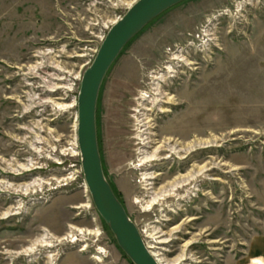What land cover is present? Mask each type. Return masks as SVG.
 <instances>
[{
    "label": "rangeland",
    "instance_id": "374dc122",
    "mask_svg": "<svg viewBox=\"0 0 264 264\" xmlns=\"http://www.w3.org/2000/svg\"><path fill=\"white\" fill-rule=\"evenodd\" d=\"M136 1L0 0V264H134L86 185L78 95ZM96 124L105 177L160 264H257L264 0L163 12L109 69Z\"/></svg>",
    "mask_w": 264,
    "mask_h": 264
},
{
    "label": "water",
    "instance_id": "95a60500",
    "mask_svg": "<svg viewBox=\"0 0 264 264\" xmlns=\"http://www.w3.org/2000/svg\"><path fill=\"white\" fill-rule=\"evenodd\" d=\"M183 1L137 0L107 33L93 63L83 75L78 95V142L86 185L98 212L134 264L160 262L105 177L97 137L98 97L109 69L127 44L147 24Z\"/></svg>",
    "mask_w": 264,
    "mask_h": 264
},
{
    "label": "crops",
    "instance_id": "0c3cea01",
    "mask_svg": "<svg viewBox=\"0 0 264 264\" xmlns=\"http://www.w3.org/2000/svg\"><path fill=\"white\" fill-rule=\"evenodd\" d=\"M250 256L253 260V263L264 264V232L263 234L253 238L250 245ZM249 262H243L247 264ZM242 264V263H241Z\"/></svg>",
    "mask_w": 264,
    "mask_h": 264
},
{
    "label": "bare ground",
    "instance_id": "6f19581e",
    "mask_svg": "<svg viewBox=\"0 0 264 264\" xmlns=\"http://www.w3.org/2000/svg\"><path fill=\"white\" fill-rule=\"evenodd\" d=\"M159 79L160 77H158L157 75L156 76H154V79ZM155 90H157V89H155ZM157 92V91H156ZM145 96H147V94H144ZM155 98V97H154ZM149 108V107H148ZM141 119V118H140ZM142 122H143V119H142ZM146 137H148V136H146ZM143 138V137H142ZM146 139V138H145ZM145 139L143 138V141H145ZM148 139H150V138H148ZM142 142V141H141ZM148 145V144H147ZM147 145H145V147L147 148ZM145 149V148H144ZM159 149H161L160 148V145H159V147H156V150H155V152L153 153V155L152 156H154V155H156L157 154V151L159 150ZM163 150V149H162ZM145 151V150H144ZM159 152H161V151H159ZM142 156V158H141V162L142 163H145L146 161H148L151 157H149L148 155H145V154H143V155H141ZM146 175V174H145ZM89 232H91V231H89ZM80 233H84V231H83V229H81L80 230ZM96 234H99V233H97L96 232ZM70 236H72V235H70ZM44 240V239H43ZM44 244L45 245H51V242H49L48 240H45L44 241ZM148 247H151V246H148ZM33 249H34V246H31V247H29L28 249H26L25 251L26 252H32L33 251ZM82 249H84V248H82ZM154 254V256L156 255L155 253H153ZM54 255V254H53ZM52 255V256H53ZM158 261H160L161 262V260H159L158 259Z\"/></svg>",
    "mask_w": 264,
    "mask_h": 264
}]
</instances>
